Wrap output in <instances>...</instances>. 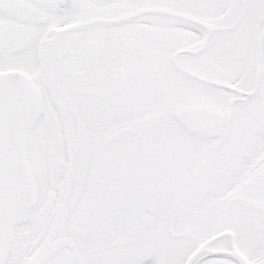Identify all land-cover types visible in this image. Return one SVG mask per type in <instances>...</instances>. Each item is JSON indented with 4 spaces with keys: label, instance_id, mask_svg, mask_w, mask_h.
Returning a JSON list of instances; mask_svg holds the SVG:
<instances>
[{
    "label": "snow or ice",
    "instance_id": "obj_1",
    "mask_svg": "<svg viewBox=\"0 0 264 264\" xmlns=\"http://www.w3.org/2000/svg\"><path fill=\"white\" fill-rule=\"evenodd\" d=\"M0 264H264V0H0Z\"/></svg>",
    "mask_w": 264,
    "mask_h": 264
}]
</instances>
